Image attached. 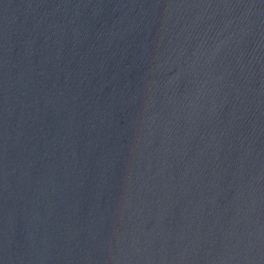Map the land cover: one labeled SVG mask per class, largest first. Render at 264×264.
<instances>
[{"label":"water","instance_id":"1","mask_svg":"<svg viewBox=\"0 0 264 264\" xmlns=\"http://www.w3.org/2000/svg\"><path fill=\"white\" fill-rule=\"evenodd\" d=\"M0 264H264V0H0Z\"/></svg>","mask_w":264,"mask_h":264}]
</instances>
